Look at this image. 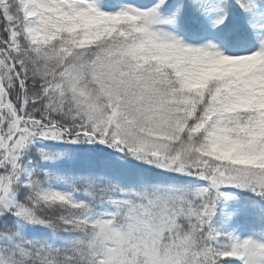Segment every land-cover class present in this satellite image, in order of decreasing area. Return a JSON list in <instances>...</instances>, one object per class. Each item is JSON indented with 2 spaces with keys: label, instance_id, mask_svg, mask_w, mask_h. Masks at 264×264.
Returning a JSON list of instances; mask_svg holds the SVG:
<instances>
[{
  "label": "snow or ice",
  "instance_id": "6c2138e0",
  "mask_svg": "<svg viewBox=\"0 0 264 264\" xmlns=\"http://www.w3.org/2000/svg\"><path fill=\"white\" fill-rule=\"evenodd\" d=\"M0 264H264V0H0Z\"/></svg>",
  "mask_w": 264,
  "mask_h": 264
}]
</instances>
